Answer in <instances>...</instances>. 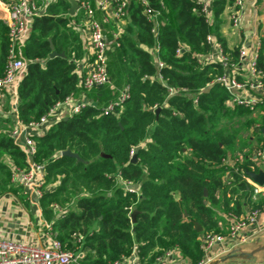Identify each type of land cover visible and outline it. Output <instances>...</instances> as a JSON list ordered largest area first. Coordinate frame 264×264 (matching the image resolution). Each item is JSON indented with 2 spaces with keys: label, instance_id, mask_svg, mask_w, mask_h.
<instances>
[{
  "label": "trees",
  "instance_id": "1",
  "mask_svg": "<svg viewBox=\"0 0 264 264\" xmlns=\"http://www.w3.org/2000/svg\"><path fill=\"white\" fill-rule=\"evenodd\" d=\"M146 1L160 10L159 25L147 16L143 0H130L120 44L108 52L115 89L104 85V97L115 98L125 86L129 98L106 115L100 107L84 105L44 134L31 135L32 158L45 167L40 198L44 216L59 231L64 247L71 241L67 249L74 248L75 234L82 236L85 264H110L134 251L141 264H153L175 247L198 264L204 257L202 236L220 232L218 212L241 215L246 206L264 208V198L252 202V187L245 178L244 169L257 171L254 160L245 153L235 166L224 164L229 155L248 147L242 133L254 122L251 110L229 105V92L216 82L223 73L220 63L202 66L193 55L211 50L206 38L212 34L237 60L238 51L230 53L218 29L226 0H212L211 23L199 14L200 0ZM70 6L69 0H59L55 14L33 21L23 48L28 70L17 89V117L25 125L77 90L73 60L83 56V45ZM8 32L0 20V75L9 55ZM51 44L65 56L50 58ZM180 47L185 50L178 55ZM258 63L262 68L261 53ZM169 87L187 88L188 93L168 98ZM10 126L11 119L0 120V157L10 155L14 165L27 166L26 152L6 132ZM133 147L135 162L130 158ZM66 149L83 161L59 156ZM11 173V165L0 159V194L12 189ZM125 183L138 188L129 191ZM134 210L138 212L132 222Z\"/></svg>",
  "mask_w": 264,
  "mask_h": 264
},
{
  "label": "built area",
  "instance_id": "2",
  "mask_svg": "<svg viewBox=\"0 0 264 264\" xmlns=\"http://www.w3.org/2000/svg\"><path fill=\"white\" fill-rule=\"evenodd\" d=\"M212 1L200 0L199 14L205 18L207 23L212 22ZM248 0H231V5L228 10L229 20L231 26L234 29H241L243 23V17L245 13V7ZM77 10L82 11L85 15V25L89 31V37L91 46L93 49L92 66L89 70L79 76V84L86 88H99L111 82V76L108 69V52L110 50L108 40L105 37L103 23L96 17V8L93 7L90 0H77ZM130 0H100V10H110L111 18L116 21H126L128 15V6ZM143 7L149 19L156 22V26L159 25L157 17L160 15V10H156L149 6L146 0H143ZM46 11L45 2L43 0H12L9 8V18L5 22L8 25V39H9V55L5 66L4 73L0 75V108L4 104L6 96L11 95L15 102H18L17 89L20 85L24 75L28 70V61L24 57L23 48L28 40L35 18L51 15ZM157 30L155 29L154 32ZM121 32L115 31L113 33V46H119ZM207 43L212 47L213 51L209 54L193 53L198 62L205 66L210 63L218 62L223 67V73L216 78V82L221 83L229 92L231 99L230 105L244 106L250 110L255 109L260 103L264 101V70L259 66L260 57V42L254 49L253 56L249 58L247 51L242 48L239 50L240 60H248V69L252 79L249 81H240L235 72L236 63L232 62L230 58L225 54L222 45L217 41L216 37L212 34L207 35ZM185 50L184 47H180L177 50V54ZM158 66L162 67L163 63L158 60ZM158 79L162 80L160 73L157 75ZM188 93L187 88L174 89L168 88V98L179 94ZM129 98V88L125 87L120 97L108 103L103 109V114H110L115 111L126 99ZM194 102H198V96L194 97ZM73 103L72 93L66 96L64 99L57 100L48 111L41 116L37 121L31 122L28 125L21 123L16 118L17 124L11 133V136L18 142V135L21 130L27 132L24 145L21 148L26 154L33 156L35 152V143L28 134L33 129H44L47 131L48 127L58 121V113L62 107L67 104ZM83 104L73 105L72 115L81 112ZM159 108L158 105L154 106V109ZM45 131V132H46ZM136 155V148L133 147L130 150V158ZM62 156V152L59 153ZM244 155L237 153L234 157L228 156L224 159V164L227 166H235L242 162ZM254 162L256 165L264 171V147H257L254 150ZM11 182L13 184L22 185L27 191H31L36 194L40 199L43 195L42 185L45 182V167L43 164L37 163L33 160L28 163L27 166H17L12 162ZM245 170V169H244ZM230 175V173L228 172ZM245 178L252 185V199L258 200L259 195L262 194L263 185L255 182L247 174ZM129 191H135L133 184L125 183ZM57 206L55 205V208ZM262 209L259 207L248 206L246 210L237 215L234 213H228L229 225L228 232L222 234L216 231H209L202 236V248L204 250V257L198 264H207L210 257V251L217 243L228 241L227 243L233 246L241 243H246L249 239L248 235L243 234V230L248 225H256L259 223L260 214ZM78 239L79 245L82 243V236L75 234ZM85 251L77 249H67L63 246L58 238L52 239L51 247H45L41 245L26 244L21 242H15L12 240H6L0 238V264H85L83 259L85 257ZM127 257L116 260L110 264H129L126 263ZM138 258V252H133V261Z\"/></svg>",
  "mask_w": 264,
  "mask_h": 264
},
{
  "label": "crops",
  "instance_id": "3",
  "mask_svg": "<svg viewBox=\"0 0 264 264\" xmlns=\"http://www.w3.org/2000/svg\"><path fill=\"white\" fill-rule=\"evenodd\" d=\"M11 1L12 0H0V20H8ZM43 1L45 2L46 11L55 14L54 6L59 3V0ZM90 1L93 7L96 8L97 19L103 23L105 37L108 40L109 48L111 50L112 48H115L113 46V33L117 30H122L127 23L126 21L120 22L116 21L115 19L109 20V18H111V11L100 10L98 7L100 0ZM230 5L231 0H226L224 10L220 14L221 23L219 24L218 29L219 34L225 40L227 49L230 51V53L232 54L236 50L238 51L237 60H233L229 53H226L225 51L224 52L232 62L236 63L234 72L237 78L240 81L245 82L251 80L252 77L248 69V60H240L239 58L240 49L244 48L250 58L253 56L255 47L260 42L262 68L264 70V0H248L245 7L241 29H234L231 26L228 16ZM85 21V15L82 13V11H78L76 9L72 23L75 25L74 28L81 36L83 45V56L76 61L73 60V62L76 64V72L79 76L91 68L93 59V49ZM211 51H213L212 47L211 50L206 54L211 53ZM108 85L110 86V89H115L112 81ZM103 88L104 87L86 89L78 83L77 90L72 93L73 103L67 104L60 109L58 113V120L67 119L72 116L74 103L92 105L94 107H100L103 109L108 103L115 101L120 97L121 93L125 89V86L119 90L120 92L115 98L108 97L107 99L104 97V93L102 91ZM17 106L18 102L16 103L14 98L11 95H8L6 96L4 104L0 108V120H12V126L6 129L7 134L10 136L14 126L17 124ZM250 118H252L254 122L251 124L250 128L248 129L249 131L246 134V137L248 138V147L244 148V150L239 153L243 155L246 153L254 160V150L260 146L264 139V101L260 103L255 109L251 110ZM45 131V128L33 129L28 134L42 135L45 133ZM260 132L263 134L262 137L258 136V133ZM26 134L27 132L25 130H21L17 138L18 142H16L14 137L13 141L18 146H23ZM0 159L1 161L3 160L8 163V165H11L12 162H16L12 156L6 154L0 157ZM26 160L28 163L31 162V155L26 154ZM260 169L261 168L258 167L257 171ZM229 176V174H226L224 180L229 179ZM249 185L252 187L250 183ZM54 187L55 185L49 186L50 189H53ZM258 197V200L252 199V202H258L260 199L264 198V185L262 187V194ZM247 207L248 206L245 207L244 211ZM57 211L59 210L57 209ZM217 219L218 226L220 228L219 233L226 234L228 232L227 229L229 225L228 214L218 212ZM243 234L249 236V239L246 243H241L236 246L227 243L228 241L217 243L210 251V259L207 264H264V251L256 253V262H248L236 258L227 259L224 262H218L233 249L242 248L244 251H251L264 244V208L260 214L259 223L256 225H248L243 230ZM58 235L59 231L54 228L52 222H49L45 218L41 201L35 193L27 191L22 185L14 184L11 190L0 194V238L26 244L51 247L52 239L58 238ZM73 237L75 239V235ZM70 242V240H66V248ZM73 243H75V241H73ZM81 244L79 245V243L76 241L73 249H81ZM132 261L133 252L130 256H127L125 262L132 264ZM134 264H141L139 257L134 261ZM153 264H192V262L188 257H185L177 247H175L166 250L163 255L157 257Z\"/></svg>",
  "mask_w": 264,
  "mask_h": 264
},
{
  "label": "water",
  "instance_id": "4",
  "mask_svg": "<svg viewBox=\"0 0 264 264\" xmlns=\"http://www.w3.org/2000/svg\"><path fill=\"white\" fill-rule=\"evenodd\" d=\"M71 3L70 9H69V13L71 16H74L76 13V9L78 7V3L76 0H69ZM51 49L52 52L50 53L49 57L53 58L56 56H65L64 52L58 53L55 50H53V45L51 44ZM72 62V61H71ZM160 112V108L156 109V113ZM62 156H70V157H74L76 158L78 161H83V159L80 157V155L76 152H73L71 149H66L62 151ZM137 160V156L134 155L131 158L132 162H135ZM245 173L250 176L255 182H257L260 185H264V171L262 169H260L259 171H254V170H249L248 168L245 169ZM134 189L138 188V185L134 184L132 185ZM205 195H207V190H205ZM205 203H207V201H205ZM137 210H134L131 213V220L132 222H135V218L137 215ZM195 228L197 231L201 232L202 231V226L195 222L194 223ZM260 251H264V244L260 245L259 247H257L254 250L251 251H244L242 248H237V249H233L232 251H230L226 256L222 257L218 262H224L227 259H241L244 261H248V262H256V253L260 252ZM210 264H214V263H210Z\"/></svg>",
  "mask_w": 264,
  "mask_h": 264
},
{
  "label": "rangeland",
  "instance_id": "5",
  "mask_svg": "<svg viewBox=\"0 0 264 264\" xmlns=\"http://www.w3.org/2000/svg\"><path fill=\"white\" fill-rule=\"evenodd\" d=\"M118 31V30H117ZM119 31H121V30H119ZM112 51H114V50H116V48H112L111 49ZM25 57V56H24ZM111 78H112V76H111ZM249 130H245L243 133H242V135H243V137H246V134H247V132H248ZM241 152V151H240Z\"/></svg>",
  "mask_w": 264,
  "mask_h": 264
}]
</instances>
